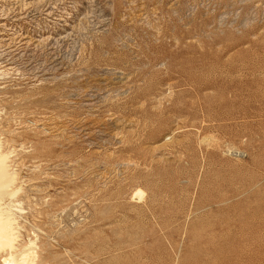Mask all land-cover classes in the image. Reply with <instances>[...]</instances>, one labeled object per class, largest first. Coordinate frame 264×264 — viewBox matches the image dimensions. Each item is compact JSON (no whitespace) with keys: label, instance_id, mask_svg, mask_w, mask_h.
Segmentation results:
<instances>
[{"label":"rangeland","instance_id":"obj_1","mask_svg":"<svg viewBox=\"0 0 264 264\" xmlns=\"http://www.w3.org/2000/svg\"><path fill=\"white\" fill-rule=\"evenodd\" d=\"M0 142L41 264H264V0H0Z\"/></svg>","mask_w":264,"mask_h":264},{"label":"bare ground","instance_id":"obj_2","mask_svg":"<svg viewBox=\"0 0 264 264\" xmlns=\"http://www.w3.org/2000/svg\"><path fill=\"white\" fill-rule=\"evenodd\" d=\"M10 155L3 153L0 145V261L1 264H41L42 261L39 260L38 253L35 251V249L37 251L38 249L34 248L35 243L30 242L28 246L20 250L19 239L21 237L17 232L18 228L16 229L15 227L17 225L15 213L20 210L18 209L19 206L16 205V201H14V199L21 189H19L20 187L18 188L19 190L15 188L17 175L15 171H10ZM133 193V197H130V199L133 198V200L137 202L143 201L142 199L144 193L141 190L137 189Z\"/></svg>","mask_w":264,"mask_h":264}]
</instances>
